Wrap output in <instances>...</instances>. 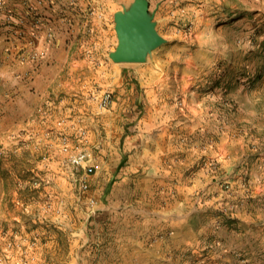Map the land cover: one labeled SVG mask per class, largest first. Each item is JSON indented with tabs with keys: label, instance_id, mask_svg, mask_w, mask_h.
I'll return each mask as SVG.
<instances>
[{
	"label": "rangeland",
	"instance_id": "1",
	"mask_svg": "<svg viewBox=\"0 0 264 264\" xmlns=\"http://www.w3.org/2000/svg\"><path fill=\"white\" fill-rule=\"evenodd\" d=\"M0 264H264V0H0Z\"/></svg>",
	"mask_w": 264,
	"mask_h": 264
},
{
	"label": "water",
	"instance_id": "2",
	"mask_svg": "<svg viewBox=\"0 0 264 264\" xmlns=\"http://www.w3.org/2000/svg\"><path fill=\"white\" fill-rule=\"evenodd\" d=\"M120 45L113 54L115 62H141L162 42L147 8L136 3L127 14H120Z\"/></svg>",
	"mask_w": 264,
	"mask_h": 264
},
{
	"label": "built area",
	"instance_id": "3",
	"mask_svg": "<svg viewBox=\"0 0 264 264\" xmlns=\"http://www.w3.org/2000/svg\"><path fill=\"white\" fill-rule=\"evenodd\" d=\"M72 163L74 164V165H86V163H87V156L85 155V154H80V155H77V156H75V157H73V159H72ZM96 168V169H99L100 168V166L99 165H93V168ZM85 187H87V186H85Z\"/></svg>",
	"mask_w": 264,
	"mask_h": 264
},
{
	"label": "crops",
	"instance_id": "4",
	"mask_svg": "<svg viewBox=\"0 0 264 264\" xmlns=\"http://www.w3.org/2000/svg\"><path fill=\"white\" fill-rule=\"evenodd\" d=\"M30 33H32V31H30ZM40 34V33H39ZM41 35H43V33L42 34H40V36ZM32 36V35H31ZM33 37V36H32ZM135 74H137V72H134ZM121 77H122V74H119Z\"/></svg>",
	"mask_w": 264,
	"mask_h": 264
}]
</instances>
